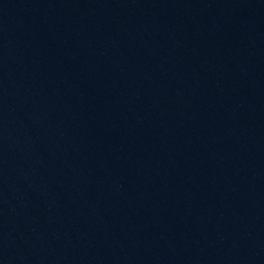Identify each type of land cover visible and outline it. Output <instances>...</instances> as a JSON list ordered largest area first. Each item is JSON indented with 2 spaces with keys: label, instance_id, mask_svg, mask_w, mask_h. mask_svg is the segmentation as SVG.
<instances>
[{
  "label": "water",
  "instance_id": "obj_1",
  "mask_svg": "<svg viewBox=\"0 0 264 264\" xmlns=\"http://www.w3.org/2000/svg\"><path fill=\"white\" fill-rule=\"evenodd\" d=\"M0 264H264V0H0Z\"/></svg>",
  "mask_w": 264,
  "mask_h": 264
}]
</instances>
